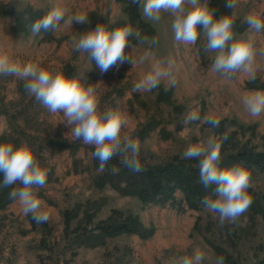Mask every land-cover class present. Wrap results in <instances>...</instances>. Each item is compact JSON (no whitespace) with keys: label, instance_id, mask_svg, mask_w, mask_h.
I'll list each match as a JSON object with an SVG mask.
<instances>
[{"label":"rangeland","instance_id":"1","mask_svg":"<svg viewBox=\"0 0 264 264\" xmlns=\"http://www.w3.org/2000/svg\"><path fill=\"white\" fill-rule=\"evenodd\" d=\"M199 3L203 4L202 0ZM0 4H12L19 11L29 9L40 18L55 7L66 10L65 19L87 17L84 23L62 20L55 29L33 33L31 12L20 21L0 14V55H7L20 66L34 63L51 73L71 66L75 79L95 88L98 111L124 116L120 139L122 143L125 138L135 140L137 157L144 163L158 165L185 159L183 153L189 145L209 139L220 143V161L240 150L264 152V112L252 117L242 103L249 93L264 92V28L256 31L247 23L249 17L264 22V0H235L232 7L233 35L225 51L233 41L251 42L254 56L249 72L213 70L218 53L206 50L205 30L194 44L176 41L172 29L175 14L162 10L159 20H149L143 15L142 0L140 14L152 34L142 30L125 11V5L116 0H0ZM98 25L110 31L123 25L132 27L125 49L133 58L132 64L117 63L102 74L86 52L75 49L74 41ZM156 65L168 76L155 88L133 91ZM19 83L25 81L0 75L1 108L8 113L0 114V139L7 132L17 134L23 128L31 140L29 144L25 137L24 145L37 150L44 167L54 168L55 180L32 187L33 193L43 194L37 199L39 211L48 215L43 222L47 228L40 223L34 226L29 219L32 214L25 215L18 200L0 209V264H173L195 252L202 254L199 264H218V258L225 254L231 256L233 264L264 260V171L249 180L246 191L252 203L247 210L223 222L218 213L206 207L181 210L169 204L143 203L113 182L97 187L93 176L102 169L93 163L89 150L93 145L72 140L81 142L75 156L69 150L52 153L49 148L38 153L39 138L60 135L70 141V127L60 122L62 113L53 114L34 96L20 93ZM192 113L197 119L187 120ZM11 117L16 118L13 131ZM26 118L33 121L26 124ZM208 119H216L219 124L213 126ZM66 212L74 214L69 237L65 234ZM86 213L92 217L90 222ZM125 220L139 223L145 236L120 234L105 237L94 246L76 239L82 227L90 230L97 223ZM222 264H228L224 258Z\"/></svg>","mask_w":264,"mask_h":264},{"label":"clouds","instance_id":"2","mask_svg":"<svg viewBox=\"0 0 264 264\" xmlns=\"http://www.w3.org/2000/svg\"><path fill=\"white\" fill-rule=\"evenodd\" d=\"M132 2L137 3L138 0ZM142 2L143 15L149 20H159L162 10L175 14L172 29L176 41L194 44L200 29L203 28L207 37L206 50L218 53L212 64L213 70L229 72L243 69L249 72L254 56L251 42L233 41L225 51V45L232 40L233 35L231 16L214 19V13L205 4L199 3V0H142ZM185 4L189 6L187 9L184 7ZM234 6L235 0H227L226 7ZM65 14V9L53 8L32 25V32L55 29L62 20L70 24L73 21L84 23L87 20L84 15H73L65 19ZM247 23L256 31L264 28V22L254 17H249ZM132 32L130 25H123L111 31L98 25L74 41V47L76 50L86 52L103 74L117 63H133L132 56L125 52ZM168 74L156 65L134 85L133 91L155 88ZM0 75H12L24 80V87L29 95L34 96L49 112L62 113L63 119L60 122L70 127L67 134L69 140H80L86 145H93L92 156L99 160L101 169L117 152H121L124 154L122 161L124 165L133 171L140 170L137 142L125 138L122 143L120 139V131L125 124L124 116L119 112L105 114L98 111V96L93 86H86L79 79L70 78L62 72L51 73L34 63L20 66L11 62L7 55H0ZM242 103L250 116H259L264 112V92H251L242 99ZM195 119L197 116L194 113L187 118ZM207 122L213 126L219 124L216 119H208ZM220 147V143L209 139L207 143L189 145L183 156L185 159L200 158L201 184L205 187L210 184L216 185L214 190L216 198H204L202 203L208 210L218 213L223 222L224 219L234 220L246 211L252 203V198L246 191L250 173L243 167L221 168ZM0 175H2L0 187L19 182L20 187L14 188L9 197L19 201L25 215L32 214L38 224L47 221V213L39 211L40 202L32 192L33 186L43 187L46 182V171L38 166L34 152L28 145L16 147L11 143L0 142ZM201 260L202 254L195 252L191 257H183L173 264H199ZM222 262L223 257L218 258V264Z\"/></svg>","mask_w":264,"mask_h":264},{"label":"trees","instance_id":"3","mask_svg":"<svg viewBox=\"0 0 264 264\" xmlns=\"http://www.w3.org/2000/svg\"><path fill=\"white\" fill-rule=\"evenodd\" d=\"M119 3L125 5V11L132 16V18L138 22L139 27L142 30L151 32L147 24L143 21L140 14V0L137 3H133L132 0H116ZM210 11L214 13L213 18L218 19L223 16H231L232 18V8L226 7L227 0H202ZM31 12L30 18L35 23L40 16L39 13L32 12L31 10L19 11L14 5L0 4V14L4 16H14L17 21H20L23 16ZM204 31L203 28L200 32ZM66 76L70 78H75V71L68 66L64 70ZM264 88V83L262 84ZM18 91L20 93L27 94L24 83H19ZM0 103V114H8L1 108ZM33 120L26 118V124H30ZM11 125V130L13 131L16 118H9ZM18 126V125H17ZM19 133H5L0 142L11 143L18 147L24 145L23 139L26 137L27 142L30 144L27 135V131L23 128L18 130ZM40 146L39 152L42 153L45 148L51 149L52 153L55 151L69 150L72 155H76L77 151L81 147L80 141H68L60 135L54 136H44L39 138ZM91 152L94 151V146L89 147ZM34 155L36 163L39 167L46 171V182L50 183L55 180L54 168H46L42 165L43 160L37 154V150H34ZM40 158V159H39ZM124 159V154L117 152L103 167V169L93 176V182L97 187H104L110 182H113L118 189L123 193H129L137 196L143 203H153L162 205H172L178 209L183 210L185 207L192 210H201L205 206L202 203L204 198L215 199V184H210L205 187L201 184L199 180V159H178L172 162H166L158 165H151L144 163L143 161L137 160L140 163V170L133 171L131 168L124 165L122 162ZM93 163L96 168H100L99 160L93 157ZM221 168H231V167H243L250 173V179L254 178L258 171H264V152H255L253 150H240L236 153L229 154L224 160L219 162ZM2 179V175H0ZM124 183V186L121 184ZM19 182L7 187H0V209H4L10 202L14 199H10L9 193L14 188H19ZM38 187V186H33ZM178 193L181 194V199H178ZM36 198L43 197L42 193H33ZM89 213V212H87ZM86 221L90 222L92 217L87 215ZM72 212L65 213V234L67 237L70 235V218L73 217ZM31 223L36 226L37 222L33 219L32 215H29ZM44 228H47L45 223H40ZM80 233L76 234V239L80 244L87 246H94L98 241L105 237H113L120 234H138L140 236H145L143 227L135 222L134 220H125L119 222H108V223H97L89 230L88 227H82ZM223 255V254H222ZM224 260L229 264H233L231 256L225 254L223 255ZM258 264H264V260L260 261Z\"/></svg>","mask_w":264,"mask_h":264}]
</instances>
